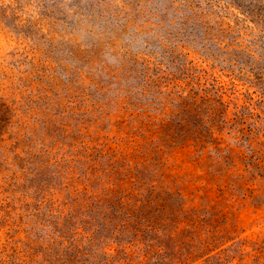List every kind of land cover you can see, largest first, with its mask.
Segmentation results:
<instances>
[{
    "label": "rangeland",
    "instance_id": "obj_1",
    "mask_svg": "<svg viewBox=\"0 0 264 264\" xmlns=\"http://www.w3.org/2000/svg\"><path fill=\"white\" fill-rule=\"evenodd\" d=\"M263 17L0 0V264H264Z\"/></svg>",
    "mask_w": 264,
    "mask_h": 264
},
{
    "label": "trees",
    "instance_id": "obj_2",
    "mask_svg": "<svg viewBox=\"0 0 264 264\" xmlns=\"http://www.w3.org/2000/svg\"><path fill=\"white\" fill-rule=\"evenodd\" d=\"M264 18V17H263ZM73 254V249H72V245L70 243H68L66 246H63V248H61V253L59 254V256L57 257L58 262L56 264H71V260L75 259L78 255ZM68 255V256H66ZM85 261V259H84ZM80 264H84V262H81Z\"/></svg>",
    "mask_w": 264,
    "mask_h": 264
}]
</instances>
